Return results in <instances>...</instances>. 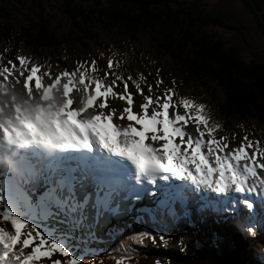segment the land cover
Segmentation results:
<instances>
[{"label": "trees", "instance_id": "trees-1", "mask_svg": "<svg viewBox=\"0 0 264 264\" xmlns=\"http://www.w3.org/2000/svg\"><path fill=\"white\" fill-rule=\"evenodd\" d=\"M258 17L264 24V15ZM235 19L248 28L233 13L202 0H0V78L4 79L0 83L40 67V79L51 71L60 72L42 66L60 68L64 53L82 58L98 51L102 62L95 61L105 69L112 59L109 52L118 51L124 60L121 66L114 65L117 71L133 74V79L138 76L144 95L157 99V85L151 86L148 80L157 84L155 74H164L181 110L192 103L199 106L197 119L208 134L228 135L225 121L229 124L232 117L242 127L244 120L255 122L249 124L256 125V130L248 126L245 130L259 134L264 130V42L257 40L258 27L248 22L255 28L247 35L251 41H246V48L242 42L241 46L232 44L226 32L235 30ZM222 27L226 29L219 32ZM70 70L73 77L93 72L87 66ZM197 90L208 98L200 100L203 95ZM153 214L159 215L140 227L137 224L140 231L129 242L128 235H134L137 225L120 233L126 241L119 245L124 264H176L161 253L179 251L182 257L194 254L199 260L196 264H264V209L224 211L219 216L205 213L203 220L191 215V234H186L177 215L165 218L156 208Z\"/></svg>", "mask_w": 264, "mask_h": 264}, {"label": "rangeland", "instance_id": "rangeland-1", "mask_svg": "<svg viewBox=\"0 0 264 264\" xmlns=\"http://www.w3.org/2000/svg\"><path fill=\"white\" fill-rule=\"evenodd\" d=\"M202 1L205 2L208 6L218 7L222 12L229 14L233 13L238 18H240L242 22L248 25V28H245L243 25H240V23L236 19L232 22L235 30L233 32H226L232 44L239 46L242 42V47L245 49L246 47H244V45L246 41H251L247 38V35L251 31H253L255 27H258L260 31V34L257 36V40L259 42H264V38H259L264 37V24H262L261 18L258 17L260 16V14L264 15V0H246L247 5L250 6L254 10V12H252L249 7L241 0ZM248 22L254 24L255 27L250 26ZM224 29H226V27H222L219 32H222V30ZM109 55L112 57V59L108 63V69L113 73H108V79L109 82H112L115 80V77H118L117 73L119 72L116 70L114 65L121 66V62L124 59L122 57V53L118 51L112 54L109 52ZM36 77L37 76L32 75L29 80H26L24 79V77L15 76L12 79L9 78L10 82L6 84L11 86H20V89H17V87L12 89V95L16 98H20L19 94H21V91L23 89L26 91L32 90V92L42 95V97L37 99V102L33 101V104L36 107H38V104L41 103H48L50 107H53L52 110H50L51 108L45 109V111H49L47 119L44 118V120H46V125H44L45 127L39 126L40 130L44 132V134L52 136V133H54V131H50V129L52 125H56L57 122H62L63 125H68L71 129H74L76 127L77 122L88 125L85 120V115L98 117V120L101 121L103 125H106V128L110 131V134H113V132L117 134L113 122L124 129V134H129L134 125L135 133L138 136V144L141 145H139V147L152 150V148L150 147H145V142L147 141L149 145L155 147V152L162 155H166L167 151L170 150H168V146L173 147L174 151H176L177 153V156L175 157L178 159L175 166L182 170L180 172L181 175L183 174V172L185 174H190L189 177H185H187L191 182H193V180L197 177L199 179L201 178V176L198 175L200 171H203L202 173H204L205 175V177L201 178L200 180L202 181V183H205L208 186H219L221 184V181L223 184H225V179L230 180V183H226L227 185H224L227 186V190H223L221 194H218L215 198L220 202V206L217 205L216 201H214L215 205L206 202L204 195L202 198L203 201L201 202V206L208 205L211 211L216 212L218 215H220L221 213H224V211H232L238 209L240 206H242L243 208L246 207L247 209L254 210L259 205V203L264 202V130L259 134L257 133V131L252 132V130L247 133L245 130L247 129L246 126L251 128L254 127L255 130L257 127L256 125L249 124V122H252L250 119L243 121L245 125L244 127L240 126V122L238 121L231 120L229 123L230 125L226 124L228 129L233 132V136L223 135V132H220L219 134L209 135L207 132L198 127L193 109L179 110L176 100H172V98L169 97V94H172L171 90H169L168 92H162L161 89H158V84H155L154 81L148 80L151 86L157 85V93L160 96L158 99L156 96L151 98L150 95L148 96V94H146L145 96L144 90L138 84H133V86L131 87L127 84V90L122 89L120 85L116 84L113 88L107 86L103 90H101V88L96 89L95 91L99 94H88L86 92V86L82 83L83 81H76L69 77L67 78L68 80L62 79L66 78L65 76L59 79L52 77L49 81L43 79L40 81H34ZM160 79L162 78H158L157 81H160ZM136 80H138V76L133 80V82H136ZM0 81L3 80L1 79ZM40 82L45 86L41 87ZM60 85L62 86V94L60 93ZM40 91L42 92V94ZM135 91L140 92L141 95L137 96ZM192 91L193 90H187V92ZM197 91L199 93L201 92L200 90ZM45 92H51L52 97L49 99H45ZM93 96L94 99H91V97ZM3 97L4 95H2V97L0 98V128L2 127V129H4L14 138L17 136L16 133L18 131H26L22 129V126L20 128V126L17 127L14 124L21 121H27L28 124H30V127H35L32 121L33 116H37V122L41 117L38 114L37 109L31 111L29 117H25V113L28 111V108H26L22 104H19L18 107H16V105H8L6 103V100L12 99H6ZM61 100H63L64 103L62 104H64V106L60 109L59 103ZM17 101L18 100L14 99V102ZM146 103L149 104V107L143 109V106ZM125 104L131 105L134 109H136V111L134 112L133 110L126 109L124 106H122ZM167 105L169 106L170 113H168V109L165 107ZM66 109L70 110L72 114L76 115L78 113L79 118H81V120L83 121H72L71 116H68V114L63 111ZM141 109H143L142 112ZM123 112L124 114L122 115L121 121H119L117 117L113 116V113L119 115V113ZM5 113L10 119L12 118L11 114L15 115L13 123L8 122L5 117ZM125 113H128L130 116L133 114L136 117L130 119V116L125 115ZM169 114L176 117L175 123L172 119H170ZM53 117H57V120L52 121ZM47 122L51 124H47ZM165 123H167L168 127L169 125L171 126L175 134H166L163 128L164 125H166ZM136 126H140V129ZM194 129L198 130L193 134L197 140L193 141L195 143H198L194 145L191 150L188 148V145H186L185 147L183 146L182 149L180 143L183 142L184 137L189 135V132L191 130H193L194 132ZM73 131H76V129ZM142 133L146 134L144 139H142L141 137ZM108 134L105 133L104 138L106 137L108 141H110V144L114 145V143L111 142L112 139L108 138ZM121 139L125 142L136 141V139L131 138H127V140L126 138ZM36 140L48 139L43 138L42 135H38V138ZM96 142L98 143L100 142V140H96ZM178 148L180 149L181 153L179 152ZM96 151L101 154L103 153V156L106 157L112 154V151L102 152L101 149H97ZM32 154L33 156L36 155L35 152H33ZM75 160L79 161L78 156H75ZM88 160L89 159H87L86 161ZM208 160L211 161L209 165ZM230 163L233 166H230ZM110 164L111 162L108 163V168H111ZM208 166L211 167L212 171H214L215 173L209 171ZM0 169H2L1 165ZM95 170L96 172L99 171L98 168H96ZM57 174L58 176H61L59 173ZM215 175L216 179L209 182L210 180L214 179ZM36 176L37 184L32 192L34 193V195L38 193L39 190H45V188L48 186V182L46 180L47 178H44L43 172L38 171ZM26 180H29L28 175L26 176ZM53 183L54 185H56L55 182ZM82 183L87 186V190L88 192H90V196L93 192H95V194H97L98 196L103 197L101 186L104 185V183H102L101 181V183L95 185V180L93 181V173L85 168L78 169L76 178L73 180L74 187L70 186V188H67L64 182H60V192H62L63 194L59 198H54L56 196V192L48 194L49 198H51L53 202H57V206H59L60 208L68 209V211L70 212V221L74 223L75 228L74 225L69 221L53 222L58 220L57 214L55 213L53 208V214L50 220H48L47 222L37 217L35 208H32L31 210L23 207L26 212L30 210L34 212L33 218L36 219L37 223L32 220V223L24 225L21 231L15 230L13 232L14 228L9 227L13 226L12 223L0 217V223L2 224V230L0 231V233H4L3 235L8 239H10L11 236H14V239H12V246H14L15 243L13 250H15V252L17 251L16 253L18 255L12 256L15 264H22L17 263V261H21L25 264H38L39 262H41L42 264H68L70 258L75 253V257H77V252H79L80 250L84 251L85 257H87V259L90 261L89 264H124V250L119 245H121V243L124 244L126 241L121 238L120 233L130 231L136 226V224H138L140 227V223L152 221L154 218V216L150 212L152 208H156L157 210L162 212V214L166 216V218H172V215L174 214L172 209L174 210V206H178V204H180L181 207L185 209V212L188 213L185 207L186 197L183 194V192L186 191L185 189L180 188V184L185 183L184 180L181 181L176 179H166L164 181H160L158 183V186H156V183L153 182L150 187V189L152 188L150 192L146 196L145 194H143V196L139 198L137 197L136 200L132 199V188H130L128 191L123 190L126 191L127 194L125 195L120 192V197L125 195L122 199L114 195L108 198V208L102 207L96 199H91L88 201H82L83 197H80V200L77 199V192L82 189ZM43 184H45V186H42ZM198 184L200 187H208L202 185L201 183ZM75 187L78 188L77 192L75 190ZM72 188H74L73 192L71 191ZM109 188L110 189H105L104 191L110 192L111 190L115 189L112 187ZM21 190L23 191V189ZM192 190L198 196V191L200 192V190L195 188H192ZM167 191L169 192V194H166ZM67 194H70V196L64 198ZM206 194L207 193H205V195ZM193 196L195 197L194 194ZM142 197L144 198L141 199ZM160 197L166 198L167 202L165 204L168 203V205H165L163 203V205L160 204L158 199ZM62 199L64 204H62L61 202ZM147 206H150V210H146ZM82 211L88 212L93 215L91 217L92 222L94 221V219H96L97 222L104 226L103 228H101V230L97 229V231H101L100 233L104 232V235L96 234V230L90 228L88 223H84V225L80 227L82 231L81 235L77 233L78 227L76 226V223L78 221V217L76 216L81 215ZM175 215H177V219L175 218V216L173 218L178 222L185 223L187 221L188 215H181L179 212H175ZM58 217H60V215H58ZM134 219H137L138 223L135 224V222L133 221ZM120 223H123L122 227L118 226ZM128 223H130L131 225ZM173 223L178 224L176 223V221H173ZM138 225L136 226V228L138 229L134 233V235H128L129 239L127 240V242L130 241V236H136L140 231ZM147 225L150 226V223H148ZM155 225L160 226V224L158 223H155ZM25 226H27L26 229ZM111 227L113 230L111 229ZM205 230L206 228H203L202 233ZM49 232L51 234H49ZM149 232L152 233L155 232V230L150 229ZM191 233L192 231H188L186 234ZM64 234L66 236H64ZM17 235L19 236L16 239ZM57 236L60 237L61 244L63 245L61 249H59L61 247L60 239ZM52 242L55 243L57 249ZM134 251L137 250L134 249ZM100 252L101 254H99ZM180 253L182 252L179 251V254ZM162 255H164L163 252ZM91 257H93V260H96V263L91 259ZM84 259L85 258H83L82 261H84ZM170 259L173 260L172 258ZM198 261V258H196L194 254H191V256L187 257H182L179 255L178 259L174 260L176 264H196L198 263ZM82 263L83 262H80L79 264Z\"/></svg>", "mask_w": 264, "mask_h": 264}, {"label": "bare ground", "instance_id": "bare-ground-1", "mask_svg": "<svg viewBox=\"0 0 264 264\" xmlns=\"http://www.w3.org/2000/svg\"><path fill=\"white\" fill-rule=\"evenodd\" d=\"M1 72H2V70L0 68V75H1ZM41 94H42V92H41ZM51 97H52L51 92H49V93L45 92L44 93L45 99H49ZM91 99H94V96L91 97ZM8 110H10V109H8ZM50 110H52V109H50ZM63 111H65L68 114V116H71L72 121H76V120L77 121H83V120H81V118H79L78 113L76 115L72 114L70 112V110H67V109L63 110ZM123 114H124V112L119 113V115L113 113V116L117 117L119 119V121H121ZM125 115H129V114L125 113ZM85 117H86L85 120L88 123V125H84V124L77 122V125L74 129H71L70 126H68V125H63L62 122H57L56 123V127H57L56 132L54 131V133H52L53 138L51 136H49L48 134H44V132H42L40 130V127L38 125H35V124H33V125H35V127H30V125H28L30 127L29 133H27L26 131H19V133L18 132L16 133L17 136L14 138L10 134H8L4 129H2V127L0 128V138H2L3 140H17L18 141L16 148H15L16 150L25 149V145L23 144L22 140L23 139L24 140H30V136L35 132L37 133V138H38V135H42L43 138L48 139L45 142L41 143V146L44 149V152L42 153L43 156H40L39 159L36 160L37 162H35V161L32 162V165L36 167L37 172L38 171L43 172L44 178H47L46 180L48 182V186L45 188V190H39L38 193H36L35 195H34V193L31 194V196L42 195L47 200V202L41 201V202L36 204V213L38 215H40L46 221L50 220V218L53 214L51 203H54V204L57 203V202H53L52 199L49 198L48 194L56 192V196L54 198H59L63 194L62 192H60L61 191L60 182H64L66 184L67 188H70V186L74 187L73 180L76 178V173L78 172V169L85 168V169L89 170L88 167L85 166L86 164L84 162L76 164L79 166H76V165L66 166L65 168H63L61 170L55 169L52 166V164H53L52 163V157L53 156H61L64 158H71V154L68 153V151H67L66 144H67V142H69L71 144L70 146L72 147L74 145V141H76V140L80 141L82 139L81 133L84 132L85 130L91 131V133L94 136V140H100V142L97 143L95 150L101 149L102 152H104V151L105 152H111L112 151V154L108 155L107 157L103 156V153L101 154L97 151L101 155V157H100L101 159L97 160V161H93V162H91V161H86V162L91 163L93 166H96L97 168H99L101 170V174H102L101 175V181H102V183H104V181L107 182L109 177L114 176V175L116 176L117 180L115 182V186L113 187L115 189L111 190L110 192L104 191L105 189H110L109 187H111L108 182L101 186V191L103 192V194H102L103 197L98 196L97 194H95V192H93L92 195L90 196V192H88L87 186L82 183V189L80 191L77 192L78 188L75 187V190L77 192V199L80 200V197H83L82 201H88L91 199H96L102 207L108 208L109 207V205L107 203L108 198L110 196L114 195V196H118L120 199H122L127 194L126 191H128L130 188L133 189V187H132L133 183L132 182L135 181L136 176L138 174H141L140 169L137 165L138 163H136L137 161L130 160L123 153V150L126 147L132 148V149H138V146L140 145V144H138V139H137L138 136L135 133L134 125H133L131 132L129 134H124V132H123L124 129L121 126H118V125H116V123L113 122V125L117 131L118 136L116 137V139L112 138L111 142H113L114 145H111L110 141H108V139L106 137L104 138L105 133L110 134V131L107 130L106 125H103L101 123V121L98 120V117H96V116H89V115L86 116L85 115ZM134 117H136V116H134L132 114L130 116V119H133ZM45 121L46 120H44V122ZM165 124L166 125H164L163 128H164L166 134H169V135L175 134V132L172 130L171 126L169 125V127H168L167 123H165ZM110 126H112V125H110ZM136 127L140 129V126H136ZM57 129L60 130V134L57 133ZM75 129H76V131H73ZM114 135L115 134L113 132V136ZM121 138H123V139L126 138V140H127V138H131V139H136V141L135 142H125ZM61 139L65 140V141L61 142V144H58V142H59L58 140H61ZM113 139H115V140H113ZM145 147L152 148V150L146 149V151L149 154H151L155 151V147L152 145H149L147 143V141L145 142ZM169 149L174 151V148L171 146L169 147ZM171 150L167 151V153L171 154L172 153ZM24 157H25L24 161H22V162L18 161L16 166H15L14 177H15L16 182H17V190L15 191V193H14V191L10 190L6 196V205L3 207H0V217L2 219H6V221H10L12 223L13 226H9V227L14 228L13 232L16 229H19L21 231L22 228L24 227V225L31 224L32 220H33L32 219L33 213L23 212V208H22V203L24 202V200L29 203L28 199L24 195V189L23 188L25 186V183H23V182L21 183V179H20V175L22 173V168L29 166V162H27L28 157L27 156H24ZM177 160H178L177 158H174L173 160L171 159L172 164H176ZM109 162H111V164H110L111 168H108ZM1 166H2V169H0V177L7 176V172L5 171L6 168L3 165H1ZM125 167H127V169ZM202 172L203 171H200L198 173V175L201 176V178L205 177L204 173H202ZM57 173H59L61 176H58ZM27 175L29 176V179H30L29 171H27ZM184 176L189 177L190 174H185L183 172L182 176L180 175V177H184ZM16 177L18 178L19 183H18V180ZM35 179L37 180V176ZM200 179L197 177L196 179L193 180V182L195 181L194 183H197V182L202 183V181ZM128 180H130V183ZM53 182H55L56 185H54ZM36 184H37V181H36ZM42 186H45V184H43ZM122 188H124V189H122ZM21 189H23V191ZM146 189H148V187H146L145 190ZM123 190H126V191H123ZM71 191L73 192L74 188H72ZM191 191L193 192L192 189H191ZM120 192H122L125 195L120 197L119 196ZM132 192H134V190H132ZM201 193H202L201 191L200 192L198 191V196H197L198 199H199V196ZM69 196H70V194H67L64 198H67ZM63 199L61 200L62 204H64ZM207 202L210 203L211 201H207ZM165 205H168V203ZM147 209H149V208H147ZM172 211L174 213L172 215V218H173L175 216V212L173 209H172ZM92 216L93 215H91L90 213L85 212V211H82L81 215L76 216V217H78V221L76 223V226L78 227V229H77L78 234H80V235L82 234L80 227L83 226L84 223H88L90 228H93L94 230H96L95 231L96 234L104 235V232L100 233L101 231L100 232L97 231V229L101 230V228H103L104 226L102 224H100L99 222H97L96 219H94V221L92 222L91 221ZM94 218H95V216H94ZM128 224H130V223H128ZM112 227H111V229H112ZM1 230H2V224L0 223V231ZM49 234H51V233L49 232ZM18 236H17V238H18ZM3 243H4V246H3ZM16 252H15V250H13V247L10 246L9 239L6 236H4L2 238V249L0 251V264H15L12 256L17 255ZM99 254H101V252ZM93 257H95V256H93ZM93 257H91L92 260H93ZM78 258H79V261L77 264H79L80 262H83L82 264H89L90 263V261L87 259V257H85L84 251H82V250L77 252V257H74L72 259H78ZM83 258H85L84 261H82ZM93 261H95V263H96V260H93ZM38 264H42V263L39 262ZM68 264H76V262H74V263L68 262Z\"/></svg>", "mask_w": 264, "mask_h": 264}, {"label": "water", "instance_id": "water-1", "mask_svg": "<svg viewBox=\"0 0 264 264\" xmlns=\"http://www.w3.org/2000/svg\"><path fill=\"white\" fill-rule=\"evenodd\" d=\"M188 95H190V94H188ZM196 107L197 106L194 103H192V108L195 109ZM232 120L235 121V119L233 117H232ZM143 136H144V133L141 134V137L142 138H143ZM171 257L175 259L176 256L175 257L174 256H171Z\"/></svg>", "mask_w": 264, "mask_h": 264}]
</instances>
